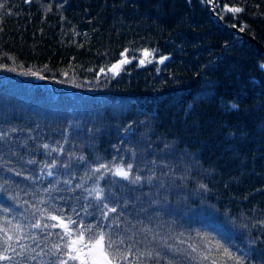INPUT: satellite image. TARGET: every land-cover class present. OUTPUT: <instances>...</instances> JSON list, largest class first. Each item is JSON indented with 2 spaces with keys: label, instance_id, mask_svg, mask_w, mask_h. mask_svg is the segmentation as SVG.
<instances>
[{
  "label": "trees",
  "instance_id": "1",
  "mask_svg": "<svg viewBox=\"0 0 264 264\" xmlns=\"http://www.w3.org/2000/svg\"><path fill=\"white\" fill-rule=\"evenodd\" d=\"M213 4L0 0V264L81 226L119 264H264V0Z\"/></svg>",
  "mask_w": 264,
  "mask_h": 264
},
{
  "label": "snow or ice",
  "instance_id": "2",
  "mask_svg": "<svg viewBox=\"0 0 264 264\" xmlns=\"http://www.w3.org/2000/svg\"><path fill=\"white\" fill-rule=\"evenodd\" d=\"M230 11L238 12L240 9L234 8ZM123 55V54H122ZM145 56H150L151 53L145 50ZM130 61L125 58L122 59L118 64L112 65L110 71L115 74H118L119 69L123 64L129 63ZM144 61L141 60V63ZM101 72H104V69H100ZM235 107V106H233ZM102 167H106L102 165ZM131 166H129L130 168ZM118 174L127 177L128 173L123 170H118ZM115 211V209H112ZM55 220H60V226L65 229L66 235L69 237L73 236V230L69 228V224L64 223L60 217H53ZM69 223L75 224V221H70ZM39 227V225H36ZM76 235L74 238L69 239L66 244V247L69 249L65 255L67 256L66 260L61 261V264H68L69 260L78 262V264H119L120 257L116 255L119 251L115 242L112 241L104 231L96 233L92 231V227L89 226L85 229L81 226L78 229L74 230ZM120 244H123V240L119 241ZM59 247V246H57ZM223 254L229 259H235L232 253L227 249H223ZM10 259L7 256H0V260ZM204 259H208L207 256ZM212 264H219L218 261L213 260Z\"/></svg>",
  "mask_w": 264,
  "mask_h": 264
},
{
  "label": "rangeland",
  "instance_id": "3",
  "mask_svg": "<svg viewBox=\"0 0 264 264\" xmlns=\"http://www.w3.org/2000/svg\"><path fill=\"white\" fill-rule=\"evenodd\" d=\"M153 56H152V54L150 55V56H145L144 55V52L138 57V61H140L141 62V60H143L144 62H145V60L146 61H149L151 58H152ZM123 59H125V58H123ZM162 59V58H161ZM160 59V60H161ZM119 63V62H118ZM117 63V64H118ZM118 170H122V168H120V169H116V170H114V173H118Z\"/></svg>",
  "mask_w": 264,
  "mask_h": 264
},
{
  "label": "water",
  "instance_id": "4",
  "mask_svg": "<svg viewBox=\"0 0 264 264\" xmlns=\"http://www.w3.org/2000/svg\"><path fill=\"white\" fill-rule=\"evenodd\" d=\"M210 4H211V6H210L211 15L214 16L216 19H218V21H220L219 18L216 16V14L213 11V9H214L213 2L211 1ZM247 38L251 39L256 45H258L264 51V48L261 47L254 39H252L251 37H247Z\"/></svg>",
  "mask_w": 264,
  "mask_h": 264
}]
</instances>
